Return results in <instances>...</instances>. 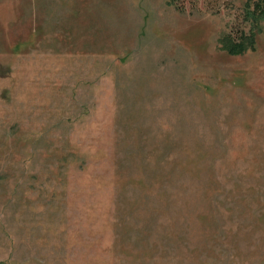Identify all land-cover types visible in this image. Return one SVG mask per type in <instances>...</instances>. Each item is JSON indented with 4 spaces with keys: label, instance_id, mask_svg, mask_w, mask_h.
<instances>
[{
    "label": "rangeland",
    "instance_id": "1",
    "mask_svg": "<svg viewBox=\"0 0 264 264\" xmlns=\"http://www.w3.org/2000/svg\"><path fill=\"white\" fill-rule=\"evenodd\" d=\"M249 1L53 0L33 42L10 2L1 23L24 37L0 41V264H264ZM244 34L255 49L228 54Z\"/></svg>",
    "mask_w": 264,
    "mask_h": 264
},
{
    "label": "crops",
    "instance_id": "2",
    "mask_svg": "<svg viewBox=\"0 0 264 264\" xmlns=\"http://www.w3.org/2000/svg\"><path fill=\"white\" fill-rule=\"evenodd\" d=\"M11 1L12 0H0V35L5 36L4 39L0 38V41H2V43L4 44L15 43L19 39H22V37H24V35L18 36L19 38L15 37V34L16 35H18L19 33L20 35L22 34L21 28H19V32H16L15 30L10 31L11 25H9L8 27H4L1 23V18L9 13V5ZM40 1H41V4L43 5V11L41 9V10H37L36 12H32L29 9L31 8L33 4V0H18L19 5L22 7V9L18 11H21V16H23L22 19L24 17L26 19L25 37H24L26 38V40H24L25 42H33L34 40L36 41L37 35L43 34L42 30H44L45 27L47 28L51 25L47 17L49 16L58 17L59 15V12H60L59 6H57L54 10H51L52 13H49L50 12L49 10L51 8V6L49 7V5L51 4V2H53V0H37L38 3H40ZM63 15H64V12L61 16ZM21 24L22 23H20V25ZM1 28L4 29V31H2ZM40 40H43V39H40Z\"/></svg>",
    "mask_w": 264,
    "mask_h": 264
},
{
    "label": "trees",
    "instance_id": "3",
    "mask_svg": "<svg viewBox=\"0 0 264 264\" xmlns=\"http://www.w3.org/2000/svg\"><path fill=\"white\" fill-rule=\"evenodd\" d=\"M245 11L247 15L252 17L255 21L264 20V0H260L256 3L251 0L246 4ZM228 44L225 46L228 54L230 55H243L248 49H255L254 35L247 36L244 34L242 39L236 42L231 35L226 37Z\"/></svg>",
    "mask_w": 264,
    "mask_h": 264
}]
</instances>
